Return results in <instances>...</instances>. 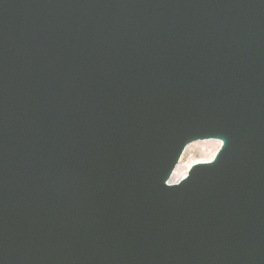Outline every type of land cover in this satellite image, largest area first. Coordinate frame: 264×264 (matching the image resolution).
Wrapping results in <instances>:
<instances>
[{"label": "water", "instance_id": "1", "mask_svg": "<svg viewBox=\"0 0 264 264\" xmlns=\"http://www.w3.org/2000/svg\"><path fill=\"white\" fill-rule=\"evenodd\" d=\"M0 264H264V0H0Z\"/></svg>", "mask_w": 264, "mask_h": 264}, {"label": "rangeland", "instance_id": "2", "mask_svg": "<svg viewBox=\"0 0 264 264\" xmlns=\"http://www.w3.org/2000/svg\"><path fill=\"white\" fill-rule=\"evenodd\" d=\"M220 144L221 142L215 139L198 140L189 143L174 169L169 182L175 183L185 176L193 163L211 160L219 149Z\"/></svg>", "mask_w": 264, "mask_h": 264}]
</instances>
